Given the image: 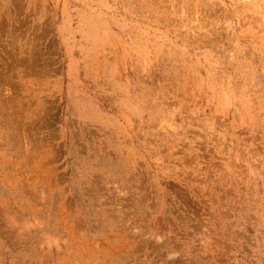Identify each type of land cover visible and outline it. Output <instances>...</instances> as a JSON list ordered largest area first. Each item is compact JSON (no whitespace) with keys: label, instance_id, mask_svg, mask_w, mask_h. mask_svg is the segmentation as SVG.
Listing matches in <instances>:
<instances>
[{"label":"rangeland","instance_id":"374dc122","mask_svg":"<svg viewBox=\"0 0 264 264\" xmlns=\"http://www.w3.org/2000/svg\"><path fill=\"white\" fill-rule=\"evenodd\" d=\"M0 264H264V0H0Z\"/></svg>","mask_w":264,"mask_h":264}]
</instances>
